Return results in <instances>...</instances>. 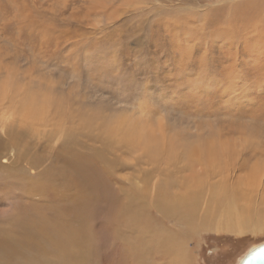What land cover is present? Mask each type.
Segmentation results:
<instances>
[{"label": "rangeland", "instance_id": "rangeland-1", "mask_svg": "<svg viewBox=\"0 0 264 264\" xmlns=\"http://www.w3.org/2000/svg\"><path fill=\"white\" fill-rule=\"evenodd\" d=\"M228 1L0 0V136L11 135L4 122L21 135L19 148L0 159V222L33 205L45 223L67 231L79 232L85 221L91 243L83 241L70 256L89 255L87 264H171L176 256L164 248L153 252L154 241L137 252L156 233L180 237V264H238L264 243V64L237 56L239 49L222 41L211 48L209 26L205 37L204 30L185 33L182 27H200L201 15ZM31 97L38 113L51 118L16 120L15 105ZM55 101L66 112L61 117L53 114ZM84 116L94 121L85 123ZM118 117L154 132L162 149L147 154L105 132L103 121ZM76 127L83 133L69 142ZM205 141L234 170L226 175V198L210 203V188L202 197L198 213L209 207L210 228L187 230L153 198L165 181L183 194L182 183L203 176L204 164L189 150ZM75 157L102 191L76 214L71 198L78 189L69 165ZM31 175L33 183L26 180ZM227 222L247 226L224 228ZM39 237L45 238L42 231Z\"/></svg>", "mask_w": 264, "mask_h": 264}, {"label": "bare ground", "instance_id": "bare-ground-1", "mask_svg": "<svg viewBox=\"0 0 264 264\" xmlns=\"http://www.w3.org/2000/svg\"><path fill=\"white\" fill-rule=\"evenodd\" d=\"M179 19L180 18L176 19L175 22L178 21ZM200 19H201L200 27H197L196 25L195 26L189 25L187 22H185V24H182V27L185 30V33L190 31L189 29L195 28L196 31L198 29L204 30V31H201V33H202V36L205 37V36H208L209 30L207 27L209 26L210 31H211V36L207 39V41L211 42L209 44L211 48H213V44L215 41L217 42L222 41L223 44L227 45L230 48L236 47L237 49H239L237 56L249 55L250 63L264 64V0H229L228 2H225L219 5V7L215 9H211L207 13L201 15ZM23 100H28V101L22 102L21 104L18 102L15 105V110H16L15 118H17L16 120H19L18 122L22 120L24 121V119L25 120H29V119L36 120L39 118H44L46 115L49 114V113L48 114L38 113V109L34 105L35 97H31L28 99L25 98ZM54 107H56L62 112L61 114H59V110H55L54 112L52 111L54 115L58 116V115L66 114L65 111L61 110V107L57 101H55ZM58 117H61V116H58ZM45 118H51V117L48 116ZM83 119L85 123L94 121L93 118H89V117L85 118V116ZM102 124H103L102 126L104 127L103 129L105 132H107L108 134H114V135L118 134L122 138L130 140L133 144H136L139 147H141L145 152H147V154L154 155L155 152H158L157 149H162V146H163L162 139L158 135H156L154 132L144 130V128L141 127L143 125L138 122L129 121L128 119L124 117H118L115 119L113 118L112 120H104ZM5 125H7L8 130L11 131V135H8L7 138L0 136V159L8 155L7 153L9 149L19 148V145H20L21 135L20 134L18 135V133L14 132V129H13L14 127L12 123L7 124L6 122H4L3 126ZM70 130L66 136V139L69 142L73 140L76 141L77 140L76 136L80 135V133H83L81 128H77V127L74 129H70ZM79 141H81V139ZM210 145L208 144L207 141H205L202 143V145L194 146L190 148L189 150L192 155L198 156L199 157L198 160L202 162V164H204L205 173L202 174L203 176L196 175L193 180L188 181L190 184H187V182L182 183L181 185L183 189H185V192L183 194H179L175 192V190L174 191L172 190V183H175L174 181H171V180L168 182L165 181V184L160 186L159 192L153 198V204L156 206V208L161 210L164 215L166 216L169 215L170 217L173 216L175 219L183 222L187 230H191L197 227L199 228V226L204 227V228L211 226V223H210L211 221L209 220L210 218L208 216V213L210 212L209 207L201 211L200 214L198 213L200 212V209H201L200 205L202 203V197L207 188H210L212 190V193L209 194L210 203H218L220 200L226 198V196L228 195L227 193L229 192L228 191L229 184H228V179L226 178V175H230L231 170H234V169L230 168V166H225L226 164H223V162L219 161L218 157H216L214 148H212L211 147L212 145L211 146ZM67 146L69 148L71 144L68 143ZM31 152L33 154L34 151L31 150ZM34 156L36 157V155ZM25 159L27 161V158ZM41 159H44V157ZM7 160H8V156H7ZM10 161L12 160L10 159ZM17 161L18 159L16 160V162ZM39 161H42V160H39ZM69 165L72 167L73 169L72 171H74V173L71 172L72 173L71 176H72V181L76 184L78 193H76V195L71 198L73 201L69 199L67 201L72 202L71 208L74 209L75 214L81 213L83 211L85 212L86 204H88L87 201H89L90 199L91 200L95 199L96 197L98 198L102 194L100 193L102 191L99 188H96V187L94 188L95 185L93 186V184L94 183L96 184L99 181V179L97 180L96 178L95 180L94 177H91V178L89 177L90 173L88 169H86L85 165L83 164V161L80 158H77V157L73 158L72 160H70ZM4 167L5 165H2L0 162V170H3ZM71 167H70V170H71ZM63 172L65 171L63 170ZM46 174H49V173H46ZM62 175L63 174H61V176ZM204 177H207L210 182L205 180ZM217 177L218 179H216ZM15 178H17V176ZM26 178H27L26 180L28 181L32 180V183H33L32 175L31 177H26ZM55 180H58L57 177ZM67 183H69V181ZM90 183H93V184H90ZM61 184L63 185L62 181H61ZM90 185L92 186V188H90ZM39 186L41 187V185ZM51 187L53 189V186ZM87 190L90 191V193ZM72 192H74L73 189H72ZM41 194L43 195L44 193H41ZM48 194H49V191H48ZM144 199H145V196H144ZM142 202H144L145 207L148 206L149 202L147 203L145 200H142ZM130 203L132 204L133 202H130ZM34 207L36 206L33 205V209H26V208L16 209L14 210V212H12L9 215V217L6 219L7 221L0 222V264H87L86 261L88 260L87 257L89 255L88 256L85 255L83 257H81L80 255H77L76 257L70 256V252L71 250H73L75 246L83 245L85 242L86 244L91 243L89 242L90 235L87 229L86 222L83 221L82 225H85V226L80 227V230L85 229V231H80V230L79 232H72L73 230L67 231L66 228L62 227L63 224L62 225L55 224L56 225L55 226L52 223H49V224L45 223L41 219L42 217L39 215V211H37ZM134 209H135V212L137 213L140 212L139 207L138 208L134 207ZM127 211L130 212L131 210L127 209ZM129 212L127 213L128 217H129ZM131 221L133 222V224H140L137 218L132 217ZM246 222H247V219H246ZM246 222H242V224H240L242 225L240 229L238 228L239 226L235 227L234 224H231L230 222H227L226 224H224L223 227L229 228V229H232L233 227H235L236 229L241 230L247 226ZM133 224H132L133 226L132 229H134V227L136 226V225L134 226ZM40 231H42V233L44 234L45 236L44 239H41V237H39ZM171 233L172 232L167 234V237L160 236L159 233L158 234L153 233L154 235H152L151 238L150 236H148L150 240L149 241L147 240L148 241L147 245H143L142 248H138L137 252L142 255V253L147 250L148 244H151L154 241L150 246L151 248H154L153 252L158 253V251H160V248H164L165 249L164 251H168L169 253L172 252V255L174 254L176 256L169 262L171 264H180L181 255H180L179 250H181L183 243L180 242L181 241L180 237H177L175 233L174 234L172 233L173 235ZM58 234L59 236H57ZM143 239L145 238H142V241ZM83 241L85 242L83 243ZM162 241L165 242V244H163ZM169 241L173 242V246H171L168 243ZM92 260L94 261L95 259H92Z\"/></svg>", "mask_w": 264, "mask_h": 264}, {"label": "water", "instance_id": "water-1", "mask_svg": "<svg viewBox=\"0 0 264 264\" xmlns=\"http://www.w3.org/2000/svg\"><path fill=\"white\" fill-rule=\"evenodd\" d=\"M238 264H264V243L247 252Z\"/></svg>", "mask_w": 264, "mask_h": 264}]
</instances>
